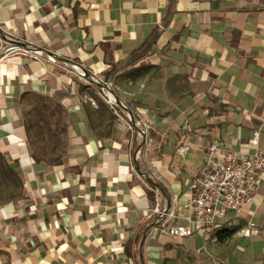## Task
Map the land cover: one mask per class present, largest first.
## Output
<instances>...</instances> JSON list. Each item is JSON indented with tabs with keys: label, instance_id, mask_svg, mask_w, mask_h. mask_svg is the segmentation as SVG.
<instances>
[{
	"label": "crops",
	"instance_id": "obj_1",
	"mask_svg": "<svg viewBox=\"0 0 264 264\" xmlns=\"http://www.w3.org/2000/svg\"><path fill=\"white\" fill-rule=\"evenodd\" d=\"M0 28L20 49L0 59V153L23 185L0 203V264H189L191 250L201 254L211 231L175 239L152 209L183 210L213 142L251 152L259 131L264 149V0H0ZM154 31L141 59L109 74ZM56 93L66 149L36 160L23 106ZM263 206L264 177L254 202L221 224L234 233L214 241L233 264H264ZM248 221L259 236L240 235Z\"/></svg>",
	"mask_w": 264,
	"mask_h": 264
},
{
	"label": "built area",
	"instance_id": "obj_2",
	"mask_svg": "<svg viewBox=\"0 0 264 264\" xmlns=\"http://www.w3.org/2000/svg\"><path fill=\"white\" fill-rule=\"evenodd\" d=\"M6 37L0 28V59L5 54L20 50ZM48 59L56 61L50 55ZM72 67L81 77H85V71L78 64ZM129 115L130 118L134 116ZM259 135L260 132L256 131L251 139L254 147L251 152L227 150V144L222 140L210 144L203 164L191 181L188 196L182 203L183 210L161 208L159 204L152 209V221L161 232L182 239L209 233L230 217H240L244 208L254 202L264 177V149L259 146ZM189 148L188 144H183L176 152L183 155ZM262 211L264 213V206ZM240 235L245 238L257 237L260 229L255 222L248 221L241 228Z\"/></svg>",
	"mask_w": 264,
	"mask_h": 264
},
{
	"label": "rangeland",
	"instance_id": "obj_3",
	"mask_svg": "<svg viewBox=\"0 0 264 264\" xmlns=\"http://www.w3.org/2000/svg\"><path fill=\"white\" fill-rule=\"evenodd\" d=\"M23 113L28 142L34 154L48 161L63 156L66 149L67 121L64 114L56 108L55 103L39 96L29 97L24 103ZM126 113L124 117L130 118ZM22 190L20 176L0 153V203L21 197ZM222 228V226L217 227L209 235L206 234L205 248L204 251L201 250V254L199 249L190 251L197 252V256L190 253L189 264H233L228 246L218 245L214 241L215 238L220 241L217 233Z\"/></svg>",
	"mask_w": 264,
	"mask_h": 264
},
{
	"label": "trees",
	"instance_id": "obj_4",
	"mask_svg": "<svg viewBox=\"0 0 264 264\" xmlns=\"http://www.w3.org/2000/svg\"><path fill=\"white\" fill-rule=\"evenodd\" d=\"M158 36H159V32L154 31L148 37V39L144 42V44L139 48V50L132 53L130 56H128L124 61H122L118 65L114 66V68L109 72V74H113L117 69L126 67L127 65L135 63L136 61L141 59L152 48L153 44L157 41ZM52 99L56 103V108L62 112L63 111V97H61V95H59V93H56ZM34 157L36 158V160H40V158L36 154H34ZM25 200H26V198H25ZM233 233H234V230H232V229L221 230L217 233L218 239L220 241H222V240L226 239L227 237H230Z\"/></svg>",
	"mask_w": 264,
	"mask_h": 264
},
{
	"label": "water",
	"instance_id": "obj_5",
	"mask_svg": "<svg viewBox=\"0 0 264 264\" xmlns=\"http://www.w3.org/2000/svg\"><path fill=\"white\" fill-rule=\"evenodd\" d=\"M117 100V99H116ZM133 115V114H132Z\"/></svg>",
	"mask_w": 264,
	"mask_h": 264
}]
</instances>
